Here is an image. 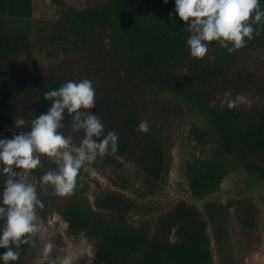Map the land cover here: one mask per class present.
Here are the masks:
<instances>
[{
  "label": "trees",
  "instance_id": "1",
  "mask_svg": "<svg viewBox=\"0 0 264 264\" xmlns=\"http://www.w3.org/2000/svg\"><path fill=\"white\" fill-rule=\"evenodd\" d=\"M174 8V0L167 4L162 0H107L86 8L64 4L48 38L69 44L71 55L43 81L30 85L14 60L24 53L34 61L33 42L25 31L7 29L4 20L32 17L33 0H0V138L27 131L31 120L48 110L51 101L44 98L46 91L68 80L89 79L96 91V107L91 111L103 122L105 134L114 131L119 137L118 150L98 159L112 165L132 161L148 183L156 184L166 176L170 157L166 126L148 117L147 95L152 86H169V71L176 68L183 73L177 92L213 115L218 154L232 155L248 172L264 177V29L231 54L217 42H209L205 57L194 58L186 44L185 22ZM226 92L233 98L247 93L248 100L262 94L263 104L252 110H247V103L229 109L221 103ZM21 117L26 121L23 129L15 126ZM141 120L149 121V132L137 131ZM71 123V114H66L64 132L72 128ZM54 168L43 154L41 165L32 170L43 209L53 200L54 191L51 186L43 191L40 177ZM229 169L226 162L213 158L189 166L193 194L202 197L215 191ZM4 180L0 176V188ZM216 206L215 212L226 213L222 204ZM249 208L248 225L253 226L255 209L252 204ZM63 215L72 233L87 232L96 238L91 264H214L208 222L186 200L160 215L151 235L145 227L128 223L122 211L117 217H106L72 201L65 205ZM29 245L21 246L20 257Z\"/></svg>",
  "mask_w": 264,
  "mask_h": 264
},
{
  "label": "rangeland",
  "instance_id": "2",
  "mask_svg": "<svg viewBox=\"0 0 264 264\" xmlns=\"http://www.w3.org/2000/svg\"><path fill=\"white\" fill-rule=\"evenodd\" d=\"M106 1L33 0L32 17L5 18L7 29L25 31L33 42L34 61L28 60L24 53L14 60L27 83L36 85L43 81L52 68L71 55L69 44L48 38L60 17L62 6L69 4L86 8ZM182 82L183 73L171 68L170 85L152 86L147 95L148 117L166 126L170 157L166 176L156 184H150L132 161L122 160L121 164L112 165L97 158L91 164L86 163L70 195L61 197L53 192L49 206L37 209L42 230L34 238L35 246L29 245L17 264H52L53 260L73 252L77 253L74 264L92 263L96 238L87 232L72 233L69 230L63 215L68 202L78 201L106 217H117L122 211L128 223L134 227H145L151 235L157 218L172 210L180 200L196 206L207 220L214 264H264V177L248 172L234 156L218 154L213 115L204 106L177 92ZM262 104L263 95L257 93L248 100L246 108L252 110ZM64 134L75 153V149L81 147V131L70 128ZM46 158L50 164L53 163L51 158ZM212 158L226 162L229 172L215 191L198 197L190 188L188 167ZM54 167L53 171L57 164L54 163ZM17 171H21L17 179L37 185V176L32 170ZM216 203L225 207V214L215 212ZM251 204L255 209L253 226L248 225ZM48 242L53 243V249L44 256L42 249Z\"/></svg>",
  "mask_w": 264,
  "mask_h": 264
},
{
  "label": "clouds",
  "instance_id": "3",
  "mask_svg": "<svg viewBox=\"0 0 264 264\" xmlns=\"http://www.w3.org/2000/svg\"><path fill=\"white\" fill-rule=\"evenodd\" d=\"M167 4L169 0H162ZM174 12L184 21L189 35L186 44L194 58H204L209 42H217L229 54L243 48L246 43L264 29L262 0H174ZM173 13H169L171 18ZM51 101L44 113L31 120L27 131H20L11 138H0V176H4L0 188V264H15L20 257L21 246H35L34 239L42 230L37 209L44 208L37 186L17 177L21 171L37 169L41 154L51 158L57 169L40 177V187L63 197L70 195L77 186L81 168L91 164L109 151L118 150L119 137L114 131L104 133V124L91 109L96 107V91L89 79L68 80L60 87L43 93ZM248 102L247 93L234 98L225 93L221 101L229 109ZM66 114H71L74 131L83 130L81 147L75 153L69 147L64 134ZM26 121L21 117L15 126L23 129ZM148 120H141L137 131L147 133ZM53 243H45L42 254L48 256ZM77 253L59 257L52 264H74Z\"/></svg>",
  "mask_w": 264,
  "mask_h": 264
}]
</instances>
